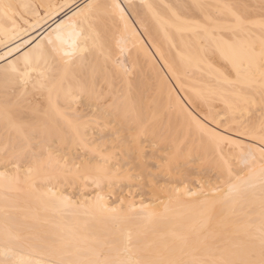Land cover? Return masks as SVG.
I'll list each match as a JSON object with an SVG mask.
<instances>
[{
  "label": "bare ground",
  "instance_id": "6f19581e",
  "mask_svg": "<svg viewBox=\"0 0 264 264\" xmlns=\"http://www.w3.org/2000/svg\"><path fill=\"white\" fill-rule=\"evenodd\" d=\"M17 3L33 14V27L45 23L50 28L41 32V37V33L29 36L7 49L4 56L31 43L0 63V81L9 65L30 73L23 79L17 76L8 89L0 86V161L5 158V147L10 151L17 139V130L9 122V116H16L30 122L28 134L39 142L37 147L43 144L45 155L50 150L59 165L46 167L33 180L21 173L17 182L13 170L0 164V264H96L105 260L113 264H231L259 260L264 231V155L260 145L240 138L244 136L239 132L248 126L249 131L256 132L252 130L256 127L261 135H245L259 143L264 137V109L253 115L249 108L258 97L264 100V0H0V39L11 42L20 35L22 25L14 14ZM259 3L261 7L256 8L263 9L255 12L253 6ZM92 15L99 19L95 39L89 32H81L87 25L86 17ZM237 16L243 24L237 23ZM59 25L63 27L57 31ZM26 59L30 61L28 67ZM145 85L156 88L151 99L155 106L148 104L152 111H147L150 107L143 103L148 98L146 93L141 95ZM21 92L22 105L13 106L8 97ZM196 97L215 106V100L223 103L221 108L232 116L225 114L232 118L225 117L227 121L235 118L233 122L243 129L229 134L223 126L226 132L222 131L219 118L210 121L215 126L209 125L184 101L193 105ZM165 99L180 117L170 114L165 118L175 129L173 145L184 149L187 144L188 150L194 145L203 162L206 158L214 162L219 156L221 162L217 159L219 163L214 162V166L220 167L219 172L221 169L220 179L230 177H225L223 185L205 182L191 189L170 183L172 187L168 184L166 193L159 197L155 196L159 188L154 187L151 193L156 198L137 202L139 210L128 195L113 204L105 184L110 187L114 181L130 176L134 178L131 182L135 178L139 181L144 171L139 168L142 160L138 166V160L134 161L139 171L132 176L128 167L116 164L115 149L113 153V148L109 152L107 147L101 149L106 139L104 145L95 142L94 147L90 137L92 140L95 133L102 134L105 127L108 130L111 125L106 124L124 120L129 124L122 127L140 129L131 132L136 141V130L152 134L159 131ZM211 111L208 120L216 114ZM118 122L115 125L119 126ZM77 124L87 147L92 144L91 149L97 150L95 161L79 164L56 155L59 149L84 147L74 132ZM191 135L197 139L189 138ZM178 136L194 143L188 145L186 141L181 146L182 141L178 145ZM108 154H112L109 161L101 159ZM65 160L70 171L60 166ZM59 177L67 179L66 183L69 178L73 183L87 178L99 188L74 200L54 187Z\"/></svg>",
  "mask_w": 264,
  "mask_h": 264
},
{
  "label": "rangeland",
  "instance_id": "374dc122",
  "mask_svg": "<svg viewBox=\"0 0 264 264\" xmlns=\"http://www.w3.org/2000/svg\"><path fill=\"white\" fill-rule=\"evenodd\" d=\"M37 3V2H36ZM38 4V3H37ZM260 5V6H259ZM256 6L257 7H261V4L259 3V4H257V5H254L253 6V8H255V12H258V11H260L261 9H263V8H256ZM258 10V11H257ZM40 11H42L43 12V14L45 13L44 11H43V9L42 8H40ZM262 11H264V10H262ZM15 17L21 22V25H22V30H21V32H20V35H19V33L17 34V36H16V38H14V39H12L11 40V42H10V40H7V39H4V38H2V39H0V63H3L5 60H6V58H8V57H13V56H16L17 54H19V52H22L24 49H26V47H29L30 46V44L31 43H28L29 44V46H28V44H26V45H23L20 49H18V50H16L15 52H13L12 54H10L9 56H4L5 55V52H6V50L8 49V50H10V47H14V45H16L17 43L18 44H20V43H22L23 41H25L26 39H27V37L29 38V36L31 37L32 35H35V37L36 36H38V34H40L41 32H43V33H45L46 31H48L47 29H49L48 28V25H46L45 23H43V25H37V26H34L33 27V25H35V24H33L34 23V16H33V14L32 15H30L29 13H27V12H25V11H23V9L20 7V5L17 3V10L15 11ZM23 19L25 20V21H23ZM43 26V27H42ZM43 33H41L40 34V37L43 35ZM37 34V35H36ZM7 41H9V42H7ZM12 49V48H11ZM7 50V51H8ZM22 50V51H21ZM3 57V58H2ZM228 71H230L229 69H228ZM227 71V72H228ZM230 74V73H229ZM194 80H195V78H194ZM191 81L192 82H195V81H193V78L191 79ZM148 86H143V88L142 89H145V90H142L143 92L141 93V95H142V97L143 96H145V93H146V98H147V96H148V98H149V96L151 95V93H152V91H153V93H152V95H151V97L148 99H146L145 97H144V99H142V101L143 100H147V102H143L146 106L149 104H151L150 106L151 107H153V106H155V105H153V104H155V103H153L154 102V100H152L151 101V99H152V97H153V95L155 96V92H156V88H153L152 89V87L150 86L148 89ZM146 89H147V91L149 90V89H151V92H146ZM155 90V91H154ZM150 91V90H149ZM182 97H183V95H182ZM184 98V97H183ZM197 98V97H196ZM195 98V101H193V105H191L192 104V102H187V100L185 99L184 101L186 102V104H187V106H189L190 107V109H192L194 112H196V114H198L205 122H207L209 125H211V126H215V125H213V123L212 122H210V121H219V119H221L220 121H219V124H218V122H217V124H218V126H221L220 128L219 127H217V128H219L220 130H222V131H225L226 132V130L228 131V132H231V133H229V134H233V133H238L239 131H241L242 129H243V127H242V129H241V127H238V125L237 124H239L237 121L236 122H233V120H235V118H233V120L231 121V120H228L227 121V118H230V117H232L230 114V112H227V111H225V110H223L222 108H224V105H222L221 103H220V101H217V100H215V101H213V102H215V104H216V106L214 105V103H212V105H214V107H210V105L209 104H207V103H205V102H203L204 100L203 99H201V98H199L202 102H203V104H206V105H204L203 106V104L201 103V101L199 102V99L197 100ZM259 98V99H258ZM257 98V100H256V102H254V101H252V105H251V103H249V108H250V113L251 114H253V115H256V114H258V113H261V111H263L262 109H264V100H262L260 97H258ZM260 99L262 100V101H260ZM162 100V99H161ZM166 100V99H165ZM193 100H194V98H193ZM148 101H150L149 103H148ZM167 101V100H166ZM259 101V102H258ZM136 102V101H135ZM141 102V101H140ZM163 102V101H162ZM161 102V103H162ZM218 102V103H217ZM222 102V101H221ZM147 103V104H146ZM165 103L169 106V103H168V101L167 102H164V105H165ZM254 103V104H253ZM143 104V105H144ZM148 105V107H150ZM153 105V106H152ZM167 105H165L164 107H165V109L163 108V104H162V111H163V113L161 114L162 116H161V118L163 119V121H162V119H160L161 120V122H163V123H160V128H158L157 130H161L160 132V135H159V131H155L156 132V134H155V132L152 134V133H146V132H148V130H145L146 132L144 133V132H141V133H139V131H137V130H140V129H137V128H135L134 126V124L132 125V129H137L136 130V133H137V135H136V137H137V140L138 141H136V139L135 140H133L134 138V136H132L131 135V132L133 131L134 133H135V129L134 130H129V128L127 129L126 128V126L124 127H122V124H129V121H126V120H124L123 122H121L120 124H119V122H118V125L119 126H117V125H115V124H117V122H111L110 124H106V126L107 125H111L109 128H108V130L106 129L107 127H105V129H103V130H105V132H103L102 134L101 133H95V135L93 136L94 137V139H93V137H92V140H91V137H90V143H91V141H93L92 142V144H93V146H94V144L96 145V143L98 144V142H99V144L98 145H100V146H102V145H104V143H105V141L107 140V142H106V145L103 147L102 146V150H105V148H106V150H107V152H109V150L111 151V148H113L112 149V153L114 154L113 156H114V158H117V163L116 164H118V163H120V165H121V167L124 169V168H129V171H130V175H132L133 176V174H135V172L136 173H138V171H139V169L137 170V167H135V165H136V163H137V165L136 166H138V165H140V161L143 163V164H141V165H143L142 167H140L139 166V168H140V170L141 171H143V173L141 174V177L140 178H138V180L139 181H137V178H135V180L136 181H133V182H131L130 180H134V178H132L131 176H130V178H132V179H130V178H127L126 179V177L125 178H123V180L122 181H114L113 182V184L114 185H109L110 187L111 186H113L112 187V189L110 188V187H107L108 186V184H105V186H104V188H105V192H107L108 193V191H110L109 193H108V197L110 198V201H112V202H114L113 204H116L117 202L119 203L120 201H118V200H120V197L121 196H124V195H128L129 197H132V198H129V200L130 199H132V203L133 204H135V206H137V210H139V206H138V203L137 202H142V201H147V202H149V200H151L153 197L154 198H156V197H159L160 195H164L165 193H166V187H167V185L169 184L170 185V183H171V185L174 187H176L177 185H182V186H184L183 188H189V189H191V188H193V187H198V186H200V184L201 183H207V184H209L210 182V184H212V183H216L215 185H223V183L226 181V178H229L230 177V175H225V173H224V175H225V177L226 176H228V177H223L222 179H220V177L222 176H220V172H221V169H220V172H219V168L220 167H218V169L214 166V165H216L215 163H217L218 162V160L220 161V159L216 156V157H214V159H216L214 162H212V160L213 159H211V158H209V159H211V161H209V159H207L206 158V160L207 161H205L204 160V162L203 161H201V160H203V159H201L200 158V153H199V149L197 148V147H194V145H193V147H191V149H190V147H189V149L191 150H188V148H186V143L188 142V145H192L194 142H192L191 143V141H190V139H188V137H187V142L185 141L184 142V140L182 139V136H178L179 138H177V139H179V141L177 140V142H178V145H179V142H182L183 141V143H180V145L182 146V145H184V144H186V145H184L183 147H185L184 149H182V147H175L174 145H173V137H172V132H174V130L175 129H173V126L169 123V125H168V121L165 119V118H168V116L170 117V114L171 115H173V117H175V116H177L176 115V112H175V109L174 108H172L171 106H169V108L171 107V110L168 108V106ZM209 105V106H208ZM211 105V106H212ZM222 105V106H221ZM208 106V107H207ZM217 106H218V108H217ZM151 107L150 108H147L146 110L148 111V109L150 110V111H152L151 110ZM193 107V108H192ZM211 108L212 109V111L211 110H209L208 108ZM222 107V108H221ZM155 108V107H154ZM153 109V108H152ZM222 109V110H221ZM154 110V109H153ZM170 110V111H169ZM227 110V109H226ZM209 111H211L210 112V114L211 113H216V114H214L215 116H213V117H217L216 115H219V117H217L216 119H218V120H214V119H212L213 117H211V120L209 119L208 120V118H210V116L212 115H210L209 116ZM171 112V113H170ZM201 112V113H200ZM167 113V114H166ZM169 113V114H168ZM228 113V114H227ZM238 114L240 113V112H237ZM241 113H242V111H241ZM224 114V115H223ZM225 114H227V116H229L230 115V117H227ZM238 114H235L236 116H239ZM250 114V115H251ZM206 115V116H205ZM208 115V116H207ZM221 115H223V116H221ZM233 115V114H232ZM221 116V117H220ZM234 116V115H233ZM113 116H111V119H113V118H115V117H113ZM204 117H207V118H204ZM225 117H227V118H225ZM110 118V117H109ZM177 118H180L179 116H177ZM225 118V119H224ZM164 119H165V121H164ZM230 119H232V118H230ZM102 120V119H101ZM208 120V121H207ZM104 120H102V122H103ZM106 121V120H105ZM114 121V120H113ZM223 121V122H222ZM225 121H227V123L225 122ZM166 122V123H165ZM100 123H101V121H100ZM104 123V122H103ZM132 123V122H131ZM236 123V124H235ZM165 124V125H164ZM101 125H103V124H101ZM104 125H105V123H104ZM131 125V124H130ZM236 125V126H235ZM114 126H116V127H114ZM226 128V130H225V128ZM113 127L116 129L117 128V131L116 130H114L113 129ZM119 127V128H118ZM134 127V128H133ZM166 127H167V129H166ZM178 127V126H177ZM250 126H248L247 128H244L243 130L245 131H243L242 130V132L240 133L239 132V134H242V136H244V137H240V138H242V139H244V140H246V141H248V142H250L251 141V143H256V144H258V145H260L261 147H264V145H262L261 143H259V142H256V141H254V140H252V138H250L249 136H246V135H248V134H246V133H248V132H250V133H252V134H254V133H257L258 135H261L262 133H261V129L260 128H258V129H256V127H252V130L253 131H256V132H252V131H249V130H251V128H249ZM121 128H122V130H121ZM170 128V129H169ZM223 128V129H222ZM249 128V129H248ZM118 129H119V131H118ZM256 129V130H255ZM111 130V131H110ZM163 130V131H162ZM232 130V131H231ZM142 131H144V130H142ZM236 131V132H235ZM258 131V132H257ZM117 132V133H116ZM227 132V133H228ZM263 132V131H262ZM130 133V134H129ZM99 134V135H98ZM107 134V135H106ZM117 134V135H116ZM146 134V135H145ZM158 134V135H157ZM165 134V135H164ZM171 134V135H170ZM246 134V135H245ZM105 135H106V138H105ZM151 135V136H150ZM164 135V136H163ZM193 135V134H192ZM190 136L189 138H192L193 136ZM92 136V135H91ZM108 136V137H107ZM110 136H111V138H110ZM155 136V137H154ZM158 138H157V137ZM169 136V137H168ZM246 136V137H245ZM197 137V136H196ZM249 137V138H248ZM118 139L119 140V143H120V146H119V143L117 142V140H114V139ZM140 138V139H139ZM156 138V139H155ZM194 139H197V138H195V137H193ZM96 139V140H95ZM106 139V140H105ZM153 139H155V140H153ZM158 139V140H157ZM163 139V140H162ZM170 139V140H169ZM182 139V140H181ZM108 140H112V142H110V141H108ZM127 140V141H126ZM162 140V141H161ZM168 140V141H167ZM181 140V141H180ZM190 142H189V141ZM192 140V139H191ZM101 141H102V143H101ZM104 141V142H103ZM123 141H125L124 143H122ZM170 141H171V144H170ZM96 142V143H95ZM116 142V145H115V147H114V144L113 143H115ZM136 142V143H135ZM157 142V143H156ZM153 143H155V144H153ZM190 143V144H189ZM92 144L90 145L91 146V148H93L92 147ZM123 144H125L124 146H123ZM131 145V147H130V145ZM137 144V145H136ZM127 145H128V147H127ZM138 145H141V147L139 146L138 147ZM172 145V146H171ZM177 145V146H178ZM99 146V147H100ZM137 146V147H136ZM95 147V146H94ZM130 147V148H129ZM134 147V149H132ZM188 147V146H187ZM88 149L90 148V147H87ZM90 148V149H91ZM138 148H140V150H138ZM176 148H178V149H176ZM109 149V150H108ZM115 149V150H114ZM125 149V150H124ZM131 149V150H130ZM197 149H198V151H197ZM114 150V151H113ZM130 150V151H129ZM144 150V151H143ZM122 151H124V152H122ZM135 151V152H134ZM138 151V152H137ZM141 151L143 152L142 154H141ZM106 152V151H105ZM198 152V153H197ZM92 153H93V155H92ZM116 153V154H115ZM129 154V155H128ZM139 154V155H138ZM56 155L57 156H59V157H68V158H72L73 159V161L74 162H78L79 164L81 163V164H83V162L85 161L86 162V160L88 161V162H92V161H95L94 159H96L95 157V154H94V152H91V151H89L88 152V150H86V148L85 147H82V146H80V145H77L76 147H74V148H64V149H59V151H57V153H56ZM86 155V156H85ZM116 155V156H115ZM127 155V156H126ZM130 155H131V157L132 158H130ZM137 155L138 156H144V157H142V159H140L139 157H137ZM91 156V157H90ZM125 156V157H124ZM170 156L172 157L171 159H170ZM197 156H199L198 158H197ZM84 157V158H83ZM129 157V158H128ZM173 157H175V161L173 160L172 161V159H173ZM82 158V159H81ZM86 158V159H85ZM90 158V159H89ZM80 160V162H79V160ZM84 159V160H83ZM131 159V160H130ZM199 159V160H198ZM136 160H138V161H136ZM140 160V161H139ZM171 160V161H170ZM114 161L116 162V160L114 159ZM121 161V162H120ZM129 161V162H128ZM134 161H136V163H134ZM167 161V162H166ZM234 161V160H233ZM233 161H231L232 163H233ZM162 162V163H161ZM166 163V165H165V163ZM169 162V163H168ZM221 162V161H220ZM235 163H237L236 161H234ZM124 163V164H123ZM139 163V164H138ZM164 163V164H163ZM214 163V164H213ZM219 163V162H218ZM159 164V165H158ZM212 164V165H211ZM168 165V166H167ZM170 165V166H169ZM233 165L234 164H232V168H233ZM78 166H80V165H78ZM117 166V165H116ZM118 166H119V164H118ZM125 166V167H124ZM145 166V167H144ZM166 166V167H165ZM144 167V168H143ZM56 169H57V167H55ZM172 169V170H170V169ZM234 168L236 169V167L234 166ZM233 168V169H234ZM234 169V170H235ZM169 170V171H168ZM174 170V171H173ZM233 170V171H234ZM131 171H133V172H131ZM56 172V171H55ZM170 172V173H169ZM172 172V173H171ZM170 174V175H169ZM219 174V175H218ZM143 176V177H142ZM232 176V175H231ZM219 177V178H218ZM62 177H59V178H57V180H56V185L58 184V183H60V184H58V187L56 186V185H54V187H56L57 189H61V191H65L64 193H66V194H68L70 197H72V199H74V200H79L80 198H82V196L83 195H92L91 193H95L96 191H97V189L99 188V186L97 185V184H95L93 181H91V180H89V179H87V178H85V180H80L79 179V181H76V182H74L73 183V181L74 180H72V179H70L69 178V180H68V183H66L67 182V179H64V178H62L63 180H60V182H59V180L58 179H61ZM151 178V179H150ZM230 179H232V178H230ZM230 179H228V180H230ZM71 180V181H70ZM87 180V181H86ZM151 182H150V181ZM58 181V182H57ZM70 181V182H69ZM84 181V182H83ZM232 181V180H231ZM152 182H155L154 184H152ZM222 182V183H221ZM203 184H201V186L203 185ZM156 185V186H155ZM168 185V187H172L171 185L169 186ZM213 185V184H212ZM211 185V186H212ZM61 186V187H60ZM157 186H158V188H159V190H157V194L158 195H155L154 196V194L153 193H151V191H152V189H154V187L155 188H157ZM163 186H165V187H163ZM187 186V187H186ZM214 186V185H213ZM151 187H153V188H151ZM108 188H110L111 190H109ZM162 188V189H161ZM128 191V192H127ZM153 192V191H152ZM129 193V194H128ZM132 194V195H131ZM152 194V195H151ZM152 196V197H151ZM115 198H117V200L115 199ZM117 201V202H116ZM131 202V201H130ZM140 202V203H141ZM139 203V204H140ZM134 206V207H135ZM135 209V208H134Z\"/></svg>",
  "mask_w": 264,
  "mask_h": 264
},
{
  "label": "snow or ice",
  "instance_id": "6c2138e0",
  "mask_svg": "<svg viewBox=\"0 0 264 264\" xmlns=\"http://www.w3.org/2000/svg\"><path fill=\"white\" fill-rule=\"evenodd\" d=\"M87 8L91 9L92 5H86ZM87 25L85 28L81 29V32L87 31L91 34L92 38L98 37L97 25L99 23V19L92 15L90 17H86ZM236 21L238 24H243V20L241 17L237 16ZM63 25H59L57 31H59ZM51 43H55L54 41H50ZM262 49H264V41H262ZM82 51H87V49H82ZM262 55H264V51H262ZM30 61L25 60V67H28ZM32 71H38L36 68H32ZM39 74L47 78L44 72H39ZM30 75L29 72L23 71L19 69L16 65H9L8 69L5 70L4 77L2 81H0V86H3L5 89L10 88L13 85V82L17 76L20 78H26ZM26 83V79H25ZM83 91V90H82ZM90 96V94H88ZM83 97H81L82 99ZM11 100L13 106H20L24 100V93L21 92L19 95H13L8 97ZM10 124L17 130V139L11 143V149L9 151V147H5V158L0 161V164L3 166L10 167L15 175L17 182L20 181L21 173L24 174V177L28 180H33L35 177L43 174L44 169L46 167L51 166L53 163L59 165L58 160H54L53 154L50 150H47V155H45L46 149L43 144L40 147H37V143L34 142L32 136L28 134L27 129L31 126L28 120H25L23 117L9 116ZM80 125L77 124L74 128V132L77 137L80 138L81 144L84 145L86 150L92 151L96 153V149H88L87 144L85 143V138L82 136L80 132ZM83 127L87 128L88 125L84 124ZM261 143L264 145V137H261ZM115 147V145H114ZM261 153L264 155V147L261 148ZM112 154L103 155L101 159L105 162L111 159ZM62 168L70 171L68 169L67 160L64 161L63 165H60ZM100 170V169H98ZM76 171L79 172V166H76ZM106 171V169H105ZM231 171V169H229ZM115 211V209H114ZM96 264H113L112 261H97ZM127 264H166L164 261H130ZM167 264H172V262H167ZM193 264H204V262H193ZM231 264H264V231L261 234L260 240V258L259 260L249 259L245 261H233Z\"/></svg>",
  "mask_w": 264,
  "mask_h": 264
}]
</instances>
